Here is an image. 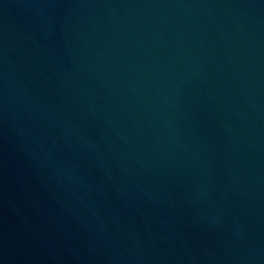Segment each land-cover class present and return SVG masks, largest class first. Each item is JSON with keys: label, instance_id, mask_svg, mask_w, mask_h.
I'll use <instances>...</instances> for the list:
<instances>
[{"label": "water", "instance_id": "1", "mask_svg": "<svg viewBox=\"0 0 264 264\" xmlns=\"http://www.w3.org/2000/svg\"><path fill=\"white\" fill-rule=\"evenodd\" d=\"M0 264H264V0H0Z\"/></svg>", "mask_w": 264, "mask_h": 264}]
</instances>
